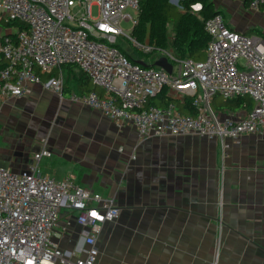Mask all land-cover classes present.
Returning a JSON list of instances; mask_svg holds the SVG:
<instances>
[{
  "label": "built area",
  "instance_id": "1",
  "mask_svg": "<svg viewBox=\"0 0 264 264\" xmlns=\"http://www.w3.org/2000/svg\"><path fill=\"white\" fill-rule=\"evenodd\" d=\"M263 4L248 0L247 8L257 11ZM138 11L139 0H0V21L13 27L0 37V93L8 99L27 97L32 85L42 84L62 97V68L73 65L102 93L73 91L69 100L117 125L132 124L141 137L216 139L223 160L231 141L251 134L264 137V40L229 27L217 12L204 21L210 37L204 59L179 58L171 49L126 33L121 23L134 26ZM119 36L126 38L128 49L118 44ZM161 56L171 63V72L153 65ZM52 72L56 76L41 80V73ZM161 91L191 97L195 113H182L173 102L155 105L151 100ZM215 95L248 97L252 106L214 109ZM41 142L24 169L0 165V264H96L100 225L115 219L119 208L114 199L80 186L72 176L58 179L40 172L38 163L50 152L47 139ZM62 208L75 211L77 223L89 229L83 254L59 246Z\"/></svg>",
  "mask_w": 264,
  "mask_h": 264
},
{
  "label": "crops",
  "instance_id": "2",
  "mask_svg": "<svg viewBox=\"0 0 264 264\" xmlns=\"http://www.w3.org/2000/svg\"><path fill=\"white\" fill-rule=\"evenodd\" d=\"M209 1L229 27L264 40L263 26L246 28L224 11L227 3L244 8L264 25V8L250 11L245 0ZM12 32V25L0 23V37ZM68 87L62 97L42 84L32 85L27 97L8 99L0 93V165L24 169L46 138L50 152L41 157L40 172L58 179L68 174L80 186L114 199L119 214L100 225L96 264H264V137L231 141L223 160L216 139L141 137L132 124L117 125L70 101L71 92H82L73 80ZM164 97L176 106L173 100L186 96ZM32 106L42 111L20 110ZM7 119L13 130L32 137L10 136L3 127ZM57 229L64 232L61 249L83 254L89 229L77 223L75 211L62 208Z\"/></svg>",
  "mask_w": 264,
  "mask_h": 264
},
{
  "label": "trees",
  "instance_id": "3",
  "mask_svg": "<svg viewBox=\"0 0 264 264\" xmlns=\"http://www.w3.org/2000/svg\"><path fill=\"white\" fill-rule=\"evenodd\" d=\"M195 2L202 3L198 13L192 12L188 6ZM183 9L180 10L169 0H139V11L137 23L131 30L132 36L139 41H146L154 47L171 49L176 57H189L193 60H203L205 57V47L209 40V35L204 29V21L213 14L220 12L209 0H182ZM244 6H248V0L244 1ZM261 8H264V4ZM173 22V36L168 38L167 25ZM0 23L5 24L0 21ZM69 66V67H68ZM67 74L63 85L62 94H68V82L73 80V84L80 92H87L91 89L90 78L79 68L73 65L65 66ZM56 76L55 72L50 74L41 73V80L48 81ZM161 91L151 100L155 105L167 104L170 99L164 97ZM178 110L185 114H194L195 108L192 105V98L186 96L182 101L173 100ZM214 109H229L237 111L248 109L252 106V101L248 97L224 99L215 95L211 101Z\"/></svg>",
  "mask_w": 264,
  "mask_h": 264
},
{
  "label": "rangeland",
  "instance_id": "4",
  "mask_svg": "<svg viewBox=\"0 0 264 264\" xmlns=\"http://www.w3.org/2000/svg\"><path fill=\"white\" fill-rule=\"evenodd\" d=\"M174 1H176L177 2V7L180 9V10H184L183 9V6H182V4H181V2H182V0H174ZM215 1H218V2H220V3H226V1L227 0H215ZM233 1V0H232ZM240 2L239 1H236V3H232V4H239ZM195 4H198V5H195ZM202 3H200V2H195V3H193V4H191L190 6H188V9L189 10H191L192 12H195V13H198L199 12V10H200V5H201ZM228 3H227V5H226V7H227V9H225L224 8V11H225V13H226V18L227 19H236V22H240L241 24H242V26H245L246 28H250V27H252V26H255V27H259V28H263L264 27V25L261 23V21H260V19H258V17H256V15H246L245 13H246V11L244 10V8L242 9V11H240V9L239 8H235L234 6H232V8L229 6L228 7ZM90 11H91V14H92V16L93 17H95L96 15H97V6L96 5H94V6H92L91 7V9H90ZM250 11H252V10H250ZM131 14L133 15V16H135V13L134 12H131ZM252 24H254V25H252ZM121 26H122V28L126 31V33H131V30H132V26H133V24L130 22V21H123L122 23H121ZM263 26V27H262ZM167 30H168V38L170 39V38H172V36H173V22L171 21V22H169L168 23V25H167ZM248 30H251V29H248ZM264 30V29H263ZM250 32V31H249ZM248 34V33H247ZM250 34V33H249ZM117 42H118V44L119 45H121L122 47H124V46H126L127 45V42H126V38L125 37H123V36H119L118 37V39H117ZM134 55L136 56V57H139V56H141L139 53H137V52H134ZM145 59H147V60H149L150 58H148L147 56H143ZM10 106V105H9ZM27 109V110H26ZM20 110H22L23 112L26 110V112H28V113H33V115H36V114H38V113H40L42 110H40V109H38L37 108V106H32V107H27V108H21L20 107ZM12 112H13V110H12ZM24 114V113H23ZM24 115H26V114H24ZM4 122V121H3ZM10 122H11V120L10 119H7V120H5V122L3 123V127L4 128H8L9 130V133H11L12 132V135H10V136H12V137H14L15 135H17V133H20L21 134V136H22V139L24 138V136L26 137H32V134H30V133H26L25 132V130L24 131H22V132H20V131H15V130H13V128L10 126ZM5 125H7V126H5ZM67 129H68V127H67ZM61 133H62V131H61ZM36 135H38V137H40V136H42L43 134L42 133H39V134H36ZM5 144V143H4ZM19 150H21V151H24L25 152V148L22 146H19ZM23 156H25L26 154L24 153V154H22ZM66 176H70V175H68V174H66Z\"/></svg>",
  "mask_w": 264,
  "mask_h": 264
},
{
  "label": "water",
  "instance_id": "5",
  "mask_svg": "<svg viewBox=\"0 0 264 264\" xmlns=\"http://www.w3.org/2000/svg\"><path fill=\"white\" fill-rule=\"evenodd\" d=\"M171 3H173L174 5L177 4L176 1L174 0H169ZM195 5H198V4H195ZM202 5H200L201 7ZM140 63L144 64L143 62L139 61ZM153 65H156V66H160L162 68H164L166 71L168 72H171V68H172V65L170 62H168L167 58L164 57V56H161L159 57L158 59H156L154 62H153ZM145 66H149V65H145Z\"/></svg>",
  "mask_w": 264,
  "mask_h": 264
},
{
  "label": "bare ground",
  "instance_id": "6",
  "mask_svg": "<svg viewBox=\"0 0 264 264\" xmlns=\"http://www.w3.org/2000/svg\"><path fill=\"white\" fill-rule=\"evenodd\" d=\"M46 82V81H45ZM62 96H63V94H62Z\"/></svg>",
  "mask_w": 264,
  "mask_h": 264
}]
</instances>
